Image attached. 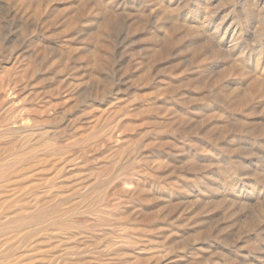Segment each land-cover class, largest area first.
Segmentation results:
<instances>
[{
  "label": "bare ground",
  "instance_id": "bare-ground-1",
  "mask_svg": "<svg viewBox=\"0 0 264 264\" xmlns=\"http://www.w3.org/2000/svg\"><path fill=\"white\" fill-rule=\"evenodd\" d=\"M34 1L7 0L0 16V23L14 18L27 28L15 53L0 56V90L23 93L17 103L0 104V264H264V203L244 202L246 194L236 195L239 185L229 175L234 171L264 192L237 142L253 137L264 146V121L253 131L246 126L264 104V53L243 51V31L234 29L238 54L231 56L205 26L175 20L180 8L165 0H146L147 13L140 3L125 15L113 11L117 0ZM246 1L264 30V0ZM210 8L201 14L211 21ZM125 17L129 35L149 34L148 55L133 59L117 79L136 76L138 89L157 95L85 100L83 106H96L87 126L73 124L61 137L54 129L51 137L52 117L80 94L82 75L71 72L72 61L108 66V36ZM56 28L70 49L60 61L45 57L37 67L42 52L35 42V59L17 65L19 50ZM4 48L0 38V53ZM248 53L254 71L244 64ZM39 74L54 76L44 83ZM123 126L129 131L119 137ZM214 151L228 157L220 169L200 166L196 154ZM253 155L246 156L251 163ZM93 156L102 161L92 165Z\"/></svg>",
  "mask_w": 264,
  "mask_h": 264
},
{
  "label": "rangeland",
  "instance_id": "rangeland-1",
  "mask_svg": "<svg viewBox=\"0 0 264 264\" xmlns=\"http://www.w3.org/2000/svg\"><path fill=\"white\" fill-rule=\"evenodd\" d=\"M19 1H22L23 4H33L35 2L34 0H19ZM58 1L61 3V0H58ZM117 1L118 2H115L112 6V9L116 14H124L125 15L129 11H133L135 6L138 7L141 4H142L141 6L144 7V12L149 11L148 5L145 2L146 0H117ZM161 1L164 3V0H161ZM165 1H166L165 4L167 6H169V5H171L172 7L179 6L180 11L176 14L175 20L179 21L180 23L187 21L188 23H191V24L193 23L195 25L200 24L199 26H205V29H204L205 32L213 39V41L218 45V47L231 51V56H236V54H238V49L236 47H234L235 41H233L234 40V34H233L234 29H241L243 31V37L242 38H243L244 42H243V45L241 47V49L243 51L249 52V51H251V49L253 47H256L264 53V30H262V31L258 30L257 27L259 24L257 22V19H258L257 18V11L250 8V6L248 5V2L246 0H197V1H195V0L194 1L193 0H172V1L171 0H165ZM185 2H187V3H185ZM261 2H260V4L262 5ZM17 3L20 4V2H17ZM209 5L211 6L210 9H211V13H212L211 14V21H210V19L209 20L205 19L206 15L201 14V13H204L205 10L206 11L208 10L207 8L209 7ZM5 6H7V0H0V12H2V13H0L1 14L0 16H2V14L4 13L3 11H5ZM61 6L65 7L64 4H59L58 8L61 9L62 8ZM2 9H4V10L1 11ZM182 11H183V13H182ZM189 19H190V21H189ZM124 20H126V22L122 21L120 23L121 29H120V26L118 25V27L115 28L114 31L111 32L110 35L108 36L109 45L113 49V52L110 51L111 53L107 54V56H109V59L106 60L108 66L100 68V69L95 68L96 69L95 70L93 66H89L88 64L82 65L83 63L82 64L80 63L81 62L80 58H77L74 61H72V63H71L72 71L71 72L79 73V75H82L81 76L82 78H80L81 79L80 81H82V84L79 87L80 88V91H79L80 94H78L79 97H77L75 100H73L72 103L68 104L69 105L68 107H70V108H67V110L69 109L68 111L60 112L62 115L59 113L56 116L52 117V118H56L58 120H56V119L52 120L51 125L53 128V131L49 133L51 137L55 136V133H57V131H58V133L56 134V137H57V135H59V137H61L62 134L65 135L74 126H79L80 124H82V125L84 124L83 127L87 126L86 124H88L87 123L88 120L86 119L87 120L86 121L85 118L90 117L88 114L90 113L91 109L92 110L95 109L96 106L95 105H94V107L90 106L89 108H88V106L87 107L83 106L82 103H84L85 100L87 102H91V100H93V98H95V100L96 99L101 100L104 96L105 97L108 96L109 100L115 101L117 99H120L123 102H127L130 99L132 100L133 98H141V100H144V99H150V98L157 95V93H155L156 91L154 89H150V88H147V89L144 88L141 90L138 89L137 84H139V83H137V81L135 80L137 78L136 76L131 77L132 81L128 80V79H126V80H123V79L118 80L117 79L119 77V75L122 74L121 71L124 68H126L133 59L137 60V57H139V58H140V56L146 57V55H148L147 51L145 50L146 49L145 45H146V40H147L146 38L149 36V34H146V37L144 34H138V33H136L134 35L133 34L129 35V32L126 29L125 25L130 23V19H128V18L126 19V17H125ZM0 29H1L0 30V38H1L2 43L5 46V48L0 53V56H1V54H2V56H4V54L8 55L11 53V51H12V53H15V51H14L15 48H18V46H20L19 44H21V40L23 39V37L25 35L24 33H26V31H27L26 30L27 28L25 27V22L18 21V19H14V18H10L6 21L4 19L0 23ZM124 30H125V32H124ZM151 30L152 31L155 30L157 34L161 33L160 29L156 26V24L152 25ZM61 32H62V28H59V29L56 28V31L51 32L49 34H46L44 36V38L42 37V39H41L39 37V38L34 39L32 42H29V46L23 48L22 50H19L16 53V55L18 56L17 61H16L17 65H19L22 62H27L29 60L35 59L34 54H32L33 53L32 48L33 47L35 48L36 43H37L36 47L39 46L38 49L43 53V54L40 53V56L37 58V60L39 62V63L37 62V67H41L39 59L42 60L45 57H47V59H49L51 57L52 60L55 59L56 61H60V58L62 56H64L66 54V52L70 51V49H68L69 47L67 46L68 42L66 43V41L64 39L59 37L60 35H62ZM131 39L132 40L134 39V40L132 41ZM33 43H35V44H33ZM41 56H42V58H41ZM253 56L254 55H252L251 53H248L247 61L244 63V64H246L245 66H247V67L249 66L252 71L257 69V67L255 66L256 63H254L255 58ZM184 58L187 59L188 57H182V60H185ZM143 61H144V59H143ZM53 64H55V62ZM53 64H50L49 67H47V68L44 67V68H46V69L49 68L48 70L50 71V70H52L51 67L54 68V66H55ZM253 64H255V65H253ZM80 65H81V67H80ZM166 66L167 65H164L162 68L164 69V68H166ZM258 68L260 69V67H258ZM262 69H263V67H262ZM41 74H39L41 77L38 76L39 78L37 80L39 81V80L43 79L44 83H46L47 81H50V79H51L50 77L54 76V74H48L47 75L48 77L50 75L51 76L49 78L48 77L46 78L45 76L43 77V75H41ZM1 90H3V89H1ZM100 92H102V95ZM22 96H23V93L20 92L19 90L8 91V92L6 91L5 92V89H4L3 91L0 92V104L5 105V103H7V105H10L13 102L17 103L22 98ZM99 97H101V98H99ZM73 102H75V103H73ZM263 112H264V104H258L255 108V111L248 116V119L246 121L248 124V125L246 124L247 131H251V130L253 131V129H256V127L260 126L263 123L264 120L261 119ZM226 120H227L228 124L230 122V125H232V127L234 126V128L236 127L235 125L237 123H239L238 120L236 121V118L231 117V116L227 117ZM24 121H25V123L27 122V124H29V119L24 118ZM81 121H83V122H81ZM142 123L143 122L141 121L140 127L144 128L147 126L145 122L143 124L146 126H142ZM71 125H73V127ZM132 125H133V123H132ZM123 128L125 129L126 127L123 126ZM123 128H122V131L120 132L121 136L118 135L119 137H122L123 134L126 135V133L129 131L128 127L126 128V130H124ZM54 129H56L57 131ZM236 129H237V127H236ZM63 130H67V131L63 132ZM182 141H184V140L182 139ZM237 142H238V144H240L239 147L241 149L245 150V155H244V153H243V155H240L241 158L245 161L247 160L248 164L250 163L249 165L251 166V168L254 169L259 174V179L264 181V146H263L262 142L253 138V137H244L241 139H237ZM252 142H254V143H252ZM185 143H186V145L184 146L185 147L184 149L188 153L190 146L187 144V142H185ZM259 146H260V148H259ZM246 151L249 152L250 154H254L253 155L254 157L252 158L253 164L251 163L250 160L248 161L246 156L250 155V154H248ZM214 152H215V155L201 154L198 152L196 154V158L197 159L199 157L203 158V160L200 161V163L201 164L203 163V164L200 166L210 164V165H214L220 169L221 163L225 162L228 157L224 156V155L220 156L221 154L217 155V151H214ZM95 158H97V157L93 156L91 158L92 160H90L92 165L94 162L97 164L98 162L102 161V160H99L102 158H97L98 160ZM187 158L190 160V157H187ZM188 159L185 160V162L188 161ZM215 169H214L213 173H214L215 177L219 180V178H221V174H219V171H216ZM234 174H235L234 171L229 172V175L234 177L236 184L239 185L237 191L235 192L236 195L241 194V192L244 195L246 194L245 196L247 199L244 202H247L248 204H250V206H256L259 203H264V192L259 191V190L256 191L255 189L252 188L253 183H250L248 180H246V178H243V176L239 178V177H236L237 175L235 176ZM208 176L203 175L201 178L207 182V181H209V178H207ZM246 192H248V193H246ZM263 244H264V242H262V244H260V247L262 249L264 248ZM239 258L241 261L243 259V262H246L244 258H241L240 256H239Z\"/></svg>",
  "mask_w": 264,
  "mask_h": 264
}]
</instances>
